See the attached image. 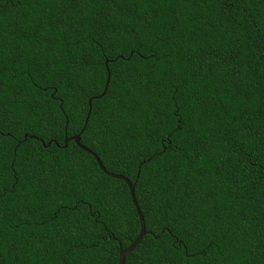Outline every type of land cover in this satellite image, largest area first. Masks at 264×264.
Masks as SVG:
<instances>
[{"label":"trees","instance_id":"16d2710c","mask_svg":"<svg viewBox=\"0 0 264 264\" xmlns=\"http://www.w3.org/2000/svg\"><path fill=\"white\" fill-rule=\"evenodd\" d=\"M80 131L135 182L146 233L124 264H264V0L231 17L212 0H0V264H118L137 237L126 183L63 147Z\"/></svg>","mask_w":264,"mask_h":264},{"label":"water","instance_id":"95a60500","mask_svg":"<svg viewBox=\"0 0 264 264\" xmlns=\"http://www.w3.org/2000/svg\"><path fill=\"white\" fill-rule=\"evenodd\" d=\"M105 65H107V61L105 62ZM110 75L108 74L107 75V79H106V83H105V86H104V91L103 93L96 97V98H100L106 91L107 89V82H108V79H109ZM88 113H87V117L85 119V122H84V125H83V128H82V131L83 129L86 127V124H87V121H88V118H89V114H90V109H91V104H90V100L88 102ZM71 138H67L64 140V145L63 147H66L67 145V142L72 140L74 141V143L80 148L82 149L83 151L89 153L93 158L94 160L96 161L99 169L104 172L107 176L111 177V178H114V179H119V180H122L126 183L128 189H129V194H130V198H131V201H132V204L135 208V211H136V214H137V217H138V220H139V233L137 235V237L134 239V241L125 249L123 250H120L119 251V257H118V264H124V261H125V257L137 246V244L141 241V239L143 238V236L145 235V223H144V218L140 212V209L137 205V202L135 200V196H134V185H135V182L134 183H130V181L128 179H126L125 177L123 176H120V175H116V174H113V173H110L108 171H106V169L103 167L100 159L91 151L89 150L87 147L83 146L81 143H80V134L81 132ZM26 138V137H25Z\"/></svg>","mask_w":264,"mask_h":264},{"label":"snow or ice","instance_id":"6c2138e0","mask_svg":"<svg viewBox=\"0 0 264 264\" xmlns=\"http://www.w3.org/2000/svg\"><path fill=\"white\" fill-rule=\"evenodd\" d=\"M213 3H217L221 6V9L223 10L224 14L231 17L233 11L235 10V8L237 7L238 3H241L242 0H212ZM34 86L39 87L38 82L34 81ZM111 78L109 77L108 82H107V86L111 87ZM53 91V90H58L55 88V86H50L47 89L41 88V91ZM104 95H107V93H104ZM101 98H103V96H101ZM175 131H183V128H178L175 129L173 133H169V136L173 135L175 133ZM162 143L164 144H170L172 143L170 140L165 139L162 141ZM182 143V142H181ZM179 143L176 144V146L172 149L173 151H178L179 150ZM169 149L167 147H164L161 149V152L159 154H164L168 151ZM33 166L34 167H39L40 166V161L38 159H34L33 160ZM200 253L198 252L197 254H195L192 257V260L196 261V256L199 255ZM206 255V253H204ZM196 264H199V261H196Z\"/></svg>","mask_w":264,"mask_h":264}]
</instances>
